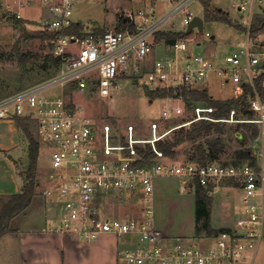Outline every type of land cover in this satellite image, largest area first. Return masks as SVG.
<instances>
[{
  "label": "built area",
  "instance_id": "1",
  "mask_svg": "<svg viewBox=\"0 0 264 264\" xmlns=\"http://www.w3.org/2000/svg\"><path fill=\"white\" fill-rule=\"evenodd\" d=\"M85 1L0 0V16L15 19L22 18L23 7L40 5L41 29L52 34L50 51L60 60L53 76L0 99V119L28 117L36 125L37 141L47 149L50 166L42 193L59 211L52 230L85 241L107 233L135 237L133 246L121 251L126 264H254L264 232V45L250 40L249 22L244 42L221 58L192 52L193 45L211 36L203 28L193 32L197 29L193 27L189 36L169 44L156 38L160 32L186 33L194 17L188 7L196 0H134L136 5L114 10L123 26L108 29L89 27L75 17L78 3ZM239 2L238 9H244L247 0ZM75 26L80 28L74 31ZM157 47L163 50L159 58L154 55ZM124 77L176 93L207 88L215 78L220 87L230 85L232 95L242 92L241 119H234L235 109L228 118L214 119L209 115L212 108L196 104L191 110L196 116L166 130L169 134L201 118L253 124L257 136L247 146L253 160L175 164L163 161L165 157L153 147L155 140L164 137L103 141L82 103L87 98L111 97L121 90L118 80ZM179 102L183 104L181 95L163 97L161 118L180 114ZM147 143L156 159L142 164L136 146ZM160 176H176L185 187L199 185L209 196L221 183H231L242 192L239 217L229 231L201 242L161 235L154 225V188ZM125 203L136 206L138 215L111 212L112 206Z\"/></svg>",
  "mask_w": 264,
  "mask_h": 264
},
{
  "label": "rangeland",
  "instance_id": "2",
  "mask_svg": "<svg viewBox=\"0 0 264 264\" xmlns=\"http://www.w3.org/2000/svg\"><path fill=\"white\" fill-rule=\"evenodd\" d=\"M208 1L212 8L217 7L226 11L233 23L229 25L218 21H204L203 31L214 37L211 38L210 36L209 38L206 36L198 45H193L191 47L193 53L203 54L208 51L209 56L221 58L227 51L233 49L236 43L244 42L246 23L249 22L252 25L258 19H264L262 9L264 8V0L253 1V3L251 0H247L245 8L241 10L238 9L239 0ZM136 4L134 0H86L78 3L75 17L89 27L98 25L104 29L113 28L117 23L115 8H128ZM232 5H235V7ZM188 9L194 16L203 18L201 0L191 3ZM19 12L23 20L26 21L23 25L22 23L17 24L16 19L11 15L0 16V99L12 94L17 86L21 88L35 84L56 73L54 72L55 67L44 59L48 46L41 35L43 17L34 8L24 7ZM193 32H197V29H194ZM24 35H28L29 38L26 40ZM249 38L258 45H264V28L260 29L255 37ZM24 55L27 57L26 61L21 62L20 58ZM154 55L158 58L161 57L163 50L157 48ZM118 82L121 90L113 93L111 97L105 99L87 98L82 103L87 115L93 119L95 130L101 135L103 141L112 144L114 140L119 138L121 141L125 139L126 141L144 142L156 137H165L168 135L166 129L170 128V125L182 123L181 120L196 116L194 111L187 110L184 103L179 102L183 107V111L172 118L163 119L160 115V105L163 97H152L149 93L154 89L152 86L147 87L143 82L136 83L127 77L119 79ZM201 89L207 90L213 98L219 100L234 96L230 85L220 87L215 78L212 79L207 88ZM166 96L169 95L166 94ZM234 117V119L242 118L238 112ZM230 121H224L226 136L229 139L227 142L228 154L222 155L219 163L224 161L230 163L232 151L239 148L238 142L233 137L236 125L250 124ZM250 125L255 127L253 124ZM28 126L34 139H36L33 122L30 121ZM107 126H109L111 132L107 130ZM253 138L248 139L246 146L252 145ZM20 142L19 153L22 154V157L19 167L22 168V165L26 162V140L21 139ZM178 149V153L173 158L166 157L162 160H169L175 164L185 162L184 147H178ZM49 166L50 160L47 151L39 143L38 163L35 170V179L41 185L36 188V193L39 195H41L43 178L45 179ZM178 179L176 176H160L155 180L156 188H158L156 192L154 189L155 221L171 236H182L191 239L194 235V188L181 191ZM230 186L232 187L229 182L221 183L220 188L214 191L211 196L210 221L215 228L221 225L229 227V220H231L229 211L233 207L234 199L243 198L242 192L228 189ZM223 192L226 193L224 196L222 195ZM2 200L5 201V198ZM2 200L0 201V207ZM122 210L129 211L130 209L123 208ZM222 210L226 212V215ZM116 211H120V209ZM201 236L203 235L201 234ZM254 264H264V236L258 244Z\"/></svg>",
  "mask_w": 264,
  "mask_h": 264
},
{
  "label": "trees",
  "instance_id": "3",
  "mask_svg": "<svg viewBox=\"0 0 264 264\" xmlns=\"http://www.w3.org/2000/svg\"><path fill=\"white\" fill-rule=\"evenodd\" d=\"M203 4V20L207 22L218 21L229 25H232L228 14L226 11L220 8H212L208 0H201ZM26 21L16 19V23H22ZM123 26L122 20H119L116 28ZM80 26H75L74 31H77ZM264 28V19H258L256 22L249 26V36L251 38L255 37L260 29ZM41 35L44 38L48 46L47 54L44 59H46L51 66L55 67L54 72H56L60 65V60L58 57L53 56L50 51L49 39L52 34L42 30ZM189 33L185 32H160L156 34V38H162L167 44L173 43L177 39L185 36H189ZM27 40L28 35H24ZM26 55L20 58L21 62L26 61ZM152 97H165L166 94L169 96H179L183 98L184 106L187 110L191 111L192 107L196 104L212 108V112L209 115L214 119L228 118L231 109H235V112L240 114L243 113L244 108V94L242 92L234 93V96L229 97L224 100H219L213 98L207 90H191L177 93L170 89L166 92L165 89H154L149 91ZM188 119L181 120L182 122ZM17 126L22 130L24 135L28 140V167L24 172L23 179L24 183L21 191L16 194L9 195L5 197V201L2 200V205L0 207V236L3 235L8 230L9 220L24 210L29 203L33 195L36 193V188L38 186V181L35 179V170L38 160L39 153V143L32 132L29 129V122L25 119L16 118ZM176 125V124H173ZM170 125L169 127L173 126ZM224 122L217 120H206L198 119L192 121L188 126H181L173 129L167 136L163 139H157L153 142V147L161 153L163 157L173 158L179 151L178 147H184V152L186 154L185 162L196 161L201 164L208 162L220 161L222 155H227L228 148V137L226 136ZM257 130L250 124H237L234 128L233 137L239 144V148L232 151L231 161L232 164H239L246 161H252L254 158L253 152L248 148V139L255 137ZM226 137V139H225ZM152 145L147 143L144 147L136 146V151L142 157V164H151L154 162L156 157ZM223 164H228L226 161ZM194 235L195 237H200V235L213 236L219 233L229 231V228L220 227L213 228L210 223L211 214V197L206 194V192L199 186L194 187Z\"/></svg>",
  "mask_w": 264,
  "mask_h": 264
},
{
  "label": "crops",
  "instance_id": "4",
  "mask_svg": "<svg viewBox=\"0 0 264 264\" xmlns=\"http://www.w3.org/2000/svg\"><path fill=\"white\" fill-rule=\"evenodd\" d=\"M27 8L36 9L41 16L43 14L40 5H32ZM262 9L264 11V8ZM21 19L23 20V18ZM206 53L210 55L208 51ZM19 88L17 86L15 91ZM16 118L25 119L28 122L32 121L28 117H7L0 119V199L21 191L24 183L23 175L29 163L28 140L22 130L17 126ZM32 122L36 136V125L34 121ZM21 139L26 140V162L22 165V168L19 167L22 157V154L19 153ZM42 147L44 146L42 145ZM44 149L47 151L45 147ZM178 180L181 191L194 188L185 187L180 179ZM44 181L45 179L43 178ZM40 186L38 182L37 187ZM154 189L155 192L158 189L156 188V184ZM228 189L240 191L231 186ZM225 194L224 192L222 193L223 196ZM35 197L38 198L36 199ZM194 202L195 198L193 193V204ZM242 204V198L234 199L233 207L229 211L231 215V220H229L230 224L229 227L225 228H231L233 226L234 218L240 215ZM135 207L129 203L116 204L110 210L119 216H135L138 215ZM123 208H129L130 210L125 211L122 210ZM118 209L120 211H116ZM224 213L226 215V212ZM58 217L59 211L45 199L42 191L41 195L35 193L29 205L9 220L8 230L0 236V264H126L121 251L132 247L136 240L135 237L126 236L119 238L107 233L99 235L91 241L81 240L72 235L55 233L52 228L57 224ZM154 225L161 235L165 237H177L171 236L156 224L155 198ZM212 227L215 228L214 226ZM220 227L224 226L221 225L216 228ZM192 237L199 239V242H201L206 239L207 235L201 237H195L193 235Z\"/></svg>",
  "mask_w": 264,
  "mask_h": 264
},
{
  "label": "water",
  "instance_id": "5",
  "mask_svg": "<svg viewBox=\"0 0 264 264\" xmlns=\"http://www.w3.org/2000/svg\"><path fill=\"white\" fill-rule=\"evenodd\" d=\"M193 27H196L198 31H201L203 28V18L194 16L187 26L186 33L190 32ZM213 37L214 36L212 35L211 38Z\"/></svg>",
  "mask_w": 264,
  "mask_h": 264
}]
</instances>
